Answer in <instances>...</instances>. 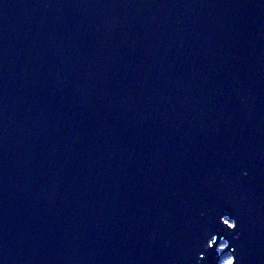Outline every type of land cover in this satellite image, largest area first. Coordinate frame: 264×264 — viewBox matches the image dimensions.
Returning <instances> with one entry per match:
<instances>
[{"label": "water", "instance_id": "95a60500", "mask_svg": "<svg viewBox=\"0 0 264 264\" xmlns=\"http://www.w3.org/2000/svg\"><path fill=\"white\" fill-rule=\"evenodd\" d=\"M223 255L264 264V0H0V264Z\"/></svg>", "mask_w": 264, "mask_h": 264}, {"label": "trees", "instance_id": "16d2710c", "mask_svg": "<svg viewBox=\"0 0 264 264\" xmlns=\"http://www.w3.org/2000/svg\"><path fill=\"white\" fill-rule=\"evenodd\" d=\"M223 246H221L219 249L221 250ZM231 259L229 256L227 255H223L221 260H220V263L219 264H226V262Z\"/></svg>", "mask_w": 264, "mask_h": 264}, {"label": "snow or ice", "instance_id": "6c2138e0", "mask_svg": "<svg viewBox=\"0 0 264 264\" xmlns=\"http://www.w3.org/2000/svg\"><path fill=\"white\" fill-rule=\"evenodd\" d=\"M225 223H227V221H225ZM226 264H234L233 260L229 259Z\"/></svg>", "mask_w": 264, "mask_h": 264}]
</instances>
